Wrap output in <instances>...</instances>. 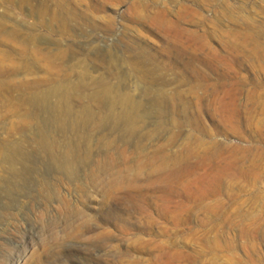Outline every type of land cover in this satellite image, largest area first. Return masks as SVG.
I'll return each mask as SVG.
<instances>
[{"label": "rangeland", "instance_id": "obj_1", "mask_svg": "<svg viewBox=\"0 0 264 264\" xmlns=\"http://www.w3.org/2000/svg\"><path fill=\"white\" fill-rule=\"evenodd\" d=\"M0 264H264V0H0Z\"/></svg>", "mask_w": 264, "mask_h": 264}, {"label": "bare ground", "instance_id": "obj_2", "mask_svg": "<svg viewBox=\"0 0 264 264\" xmlns=\"http://www.w3.org/2000/svg\"><path fill=\"white\" fill-rule=\"evenodd\" d=\"M47 7V6H46ZM42 9H43V6L41 7ZM59 8H61V7H59ZM66 8V7H65ZM65 8L63 9V11L65 10ZM45 9H47V8H45ZM49 9V8H48ZM48 9L46 10V11H44L43 13H41L40 14V18H45V17H47V16H53L51 13H49L51 10H49L48 11ZM70 10V9H69ZM42 11V10H41ZM65 12H67V16L68 17H70V18H74V16L72 15V14H74V13H69V11H67V9L65 10ZM57 13V12H56ZM61 14V13H60ZM54 15H56L55 13H54ZM76 15V14H75ZM62 16H63V14H62ZM58 17H61V16H58ZM66 17V16H65ZM68 17H66L67 19H68ZM69 18V19H70ZM58 19V18H57ZM61 19V18H60ZM68 19V20H69ZM141 18H139V20H140ZM67 20V21H68ZM73 19H71V21H72ZM65 92L64 91H61V89L60 88H56V89H51V90H49V91H47V92H45V93H42L41 95H33V97L31 98V100L33 101L32 103L34 104V105H37V106H42L43 104H47L48 103V101H50L55 95H58V96H60V95H63ZM66 94H67V92H66ZM104 94L106 95L105 97L108 99V100H110V101H112L113 103H116V104H120L123 108H125L126 110L123 112V114H122V117L124 116V115H127L128 116V114H129V105H130V103H131V101H130V98H129V96L127 95V94H124V95H122V96H115V94H113L112 95V93L111 92H109L108 90H105L104 91ZM37 97V98H36ZM127 116L125 117V118H127ZM43 147L47 150V147H49L48 145H47V143H45V145H43Z\"/></svg>", "mask_w": 264, "mask_h": 264}]
</instances>
